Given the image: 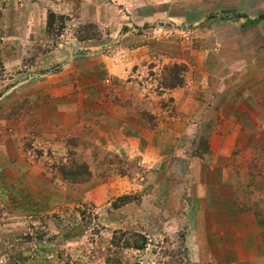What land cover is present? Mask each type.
<instances>
[{"label":"rangeland","instance_id":"1","mask_svg":"<svg viewBox=\"0 0 264 264\" xmlns=\"http://www.w3.org/2000/svg\"><path fill=\"white\" fill-rule=\"evenodd\" d=\"M0 154V264H250L264 239L224 208H264V12L0 0ZM73 163L83 182L62 179ZM212 174L216 210L200 214Z\"/></svg>","mask_w":264,"mask_h":264},{"label":"crops","instance_id":"2","mask_svg":"<svg viewBox=\"0 0 264 264\" xmlns=\"http://www.w3.org/2000/svg\"><path fill=\"white\" fill-rule=\"evenodd\" d=\"M238 7L242 8V10L245 13H248V16H250L251 14H254V12H264V0H238ZM192 83H193V87H194V83H196V81L194 80V77H193ZM262 107L263 106L261 105L260 108H262ZM189 110L190 111H188V112H185V111L182 112L183 115H181L182 120L180 122V123H182V126H181L179 133H181L182 131L188 130V127L190 128L189 123L194 121V117L196 114L198 115V112L195 113L196 110L194 111V104L191 105ZM235 116H238V114L234 115V117ZM176 117H178L177 119H179L180 115L176 116ZM163 134H166V131H164ZM225 136L227 139V141H226L227 144H223L222 146H220L216 149L212 148L210 142L208 144L210 152L206 155L212 164V166L209 167L210 171H215L218 169V167L214 164V158H213L214 156H215V159L219 158L221 161V160H224L225 158L227 159L231 155V152H232V146L230 143L231 140L227 134ZM213 137H214V135L211 136V138H213ZM164 148L167 149V146ZM258 155H259V153H257V150H253L251 153V157H253L255 160H257ZM164 157H166V155L161 156L159 158V161L160 162L164 161V159H166ZM4 159L5 158L3 157V154H0V164L3 162ZM219 182H223V179L219 174H212L211 177H208L207 179L205 178L203 181L202 180L197 181V183L200 186H202V188H204V185H206V184L207 185L211 184L208 196L207 197H205L204 195L200 196L201 199H204V198L209 199V203H210L211 207H208V205H207L208 202L206 203L205 201H203V203H202V204H204L205 208L201 204H198V207L196 206V208H197L196 211L200 212V214L202 212H204V213L210 212V211L215 212L216 209H214V207H212V201L217 197L216 196L217 189H214V187H217L215 183H219ZM214 184H215V186H213ZM224 212L228 213L229 216L233 215V216L238 217V215H240V216H245V217L250 218L251 224H252L254 230H256L259 234L262 235V237H260V239H264V218H263L264 217V208L252 209L251 211H246V212L240 211L241 213H236V212H233L232 209H229V207L228 208L226 207V208H224ZM238 246H240V245L238 244ZM253 246L255 247V254H254V256L249 257V260L251 262L250 264H264V242H260L259 244H256Z\"/></svg>","mask_w":264,"mask_h":264},{"label":"trees","instance_id":"3","mask_svg":"<svg viewBox=\"0 0 264 264\" xmlns=\"http://www.w3.org/2000/svg\"><path fill=\"white\" fill-rule=\"evenodd\" d=\"M53 14L49 13L48 14V18H47V25L50 26V24L52 23V19H53ZM180 72L184 71V66L180 65ZM173 68L177 69L178 67L176 65H173ZM177 73H175V75L173 74L172 76H170L168 78V82L167 80L164 79V81H166V83H164L163 85L165 86L164 88H174L176 86H179L182 82L181 80V76L176 75ZM72 170L69 168H64V166H60L59 169L61 170L60 175L62 177V179L72 182V183H79V182H83L89 175V171L86 167V165L84 164H74L72 165ZM124 199H126L127 197H123ZM137 237L141 238L142 241V247L145 245V239L144 237H142L140 234H137ZM135 249H139L138 247H136Z\"/></svg>","mask_w":264,"mask_h":264}]
</instances>
